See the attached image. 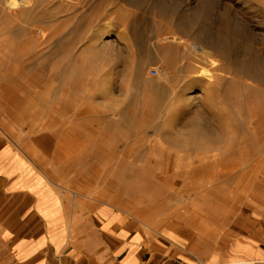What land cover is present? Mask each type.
I'll return each mask as SVG.
<instances>
[{
    "label": "rangeland",
    "instance_id": "obj_1",
    "mask_svg": "<svg viewBox=\"0 0 264 264\" xmlns=\"http://www.w3.org/2000/svg\"><path fill=\"white\" fill-rule=\"evenodd\" d=\"M0 132L148 231L264 225V0H0Z\"/></svg>",
    "mask_w": 264,
    "mask_h": 264
},
{
    "label": "crops",
    "instance_id": "obj_2",
    "mask_svg": "<svg viewBox=\"0 0 264 264\" xmlns=\"http://www.w3.org/2000/svg\"><path fill=\"white\" fill-rule=\"evenodd\" d=\"M43 150L0 132V264H264V225L247 215L217 232L157 234L54 176Z\"/></svg>",
    "mask_w": 264,
    "mask_h": 264
},
{
    "label": "bare ground",
    "instance_id": "obj_3",
    "mask_svg": "<svg viewBox=\"0 0 264 264\" xmlns=\"http://www.w3.org/2000/svg\"><path fill=\"white\" fill-rule=\"evenodd\" d=\"M189 15V14H188ZM190 15H192V14H190ZM196 15V14H195ZM194 15V16H195ZM190 17V18H193V19H195V20H193V19H187V18H180V23H183L185 26H187V27H189L190 29H192V27L194 26V22L196 21V17ZM187 20V21H186ZM192 20V21H191ZM193 30V29H192ZM200 30V29H199ZM110 31V26H108L107 28H105L103 31H102V33H101V35H105V34H107L108 32ZM196 32V31H195ZM198 34V33H197ZM202 34V33H201ZM208 34V33H207ZM202 35H204V34H202ZM205 36V35H204ZM209 37V36H208ZM200 38V37H199ZM205 38V37H204ZM217 39V38H216ZM216 39H212V41H211V44L214 42V41H216ZM201 40V39H200ZM208 40V39H207ZM203 41V40H202ZM194 43V42H193ZM202 43H204V42H202ZM201 43V44H202ZM224 43V42H223ZM199 45H200V43H198ZM194 45V44H193ZM196 45H197V42H196ZM199 45H197L198 47H199ZM203 45V44H202ZM205 45V48H206V44H204ZM203 45V46H204ZM209 45H207V47H208ZM215 46V45H214Z\"/></svg>",
    "mask_w": 264,
    "mask_h": 264
},
{
    "label": "built area",
    "instance_id": "obj_4",
    "mask_svg": "<svg viewBox=\"0 0 264 264\" xmlns=\"http://www.w3.org/2000/svg\"><path fill=\"white\" fill-rule=\"evenodd\" d=\"M154 72L156 73V70H154Z\"/></svg>",
    "mask_w": 264,
    "mask_h": 264
}]
</instances>
